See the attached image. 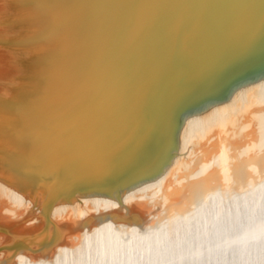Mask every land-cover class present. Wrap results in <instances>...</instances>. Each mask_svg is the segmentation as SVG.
I'll list each match as a JSON object with an SVG mask.
<instances>
[{
  "label": "bare ground",
  "instance_id": "bare-ground-1",
  "mask_svg": "<svg viewBox=\"0 0 264 264\" xmlns=\"http://www.w3.org/2000/svg\"><path fill=\"white\" fill-rule=\"evenodd\" d=\"M0 234V264H264V79L156 181L89 195L59 0H0Z\"/></svg>",
  "mask_w": 264,
  "mask_h": 264
},
{
  "label": "water",
  "instance_id": "water-1",
  "mask_svg": "<svg viewBox=\"0 0 264 264\" xmlns=\"http://www.w3.org/2000/svg\"><path fill=\"white\" fill-rule=\"evenodd\" d=\"M59 4L89 195L156 181L191 117L264 79V0Z\"/></svg>",
  "mask_w": 264,
  "mask_h": 264
},
{
  "label": "rangeland",
  "instance_id": "rangeland-1",
  "mask_svg": "<svg viewBox=\"0 0 264 264\" xmlns=\"http://www.w3.org/2000/svg\"><path fill=\"white\" fill-rule=\"evenodd\" d=\"M2 236V234H0V237Z\"/></svg>",
  "mask_w": 264,
  "mask_h": 264
}]
</instances>
